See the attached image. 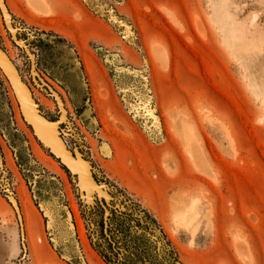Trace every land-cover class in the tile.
Returning a JSON list of instances; mask_svg holds the SVG:
<instances>
[{
    "label": "rangeland",
    "instance_id": "rangeland-1",
    "mask_svg": "<svg viewBox=\"0 0 264 264\" xmlns=\"http://www.w3.org/2000/svg\"><path fill=\"white\" fill-rule=\"evenodd\" d=\"M47 2L51 13L41 15L27 0H4L14 21L35 35L19 38L58 79L44 73L68 106L67 142L114 189L119 212L79 206L61 166L19 118L0 72L3 180L19 210L25 189L41 220L34 242L22 221L23 250L0 182V264H264V0ZM108 10L132 32L121 36L99 14ZM1 21L0 47L28 81L29 58ZM85 56L104 71L108 100L93 87ZM34 85V99L54 120V101ZM180 197L194 201L181 221ZM42 211L55 214L49 225L64 243L52 244Z\"/></svg>",
    "mask_w": 264,
    "mask_h": 264
},
{
    "label": "water",
    "instance_id": "water-1",
    "mask_svg": "<svg viewBox=\"0 0 264 264\" xmlns=\"http://www.w3.org/2000/svg\"><path fill=\"white\" fill-rule=\"evenodd\" d=\"M0 13L2 15L4 26L5 28H7V33L9 37L11 38V40L14 42V44H16V46L23 53H25L28 56H31L33 58V61L35 62V57L33 53L30 52L29 50L27 38L19 39L20 33L24 31L27 32L28 36L32 38H34L35 35L29 32L26 28L21 26L19 23H16L14 21V19L12 18L10 12L8 11L4 3V0H0ZM109 13H110L109 15L110 17L108 16ZM99 14L101 16H104L109 22H110V18H112V20H114L112 21L113 26L116 28L117 31L119 32L121 31L120 33L121 36H124L123 33L125 32V29H127L129 33L132 32L129 29V26L122 19H120L113 11L108 10L107 14L105 12L104 13L99 12ZM6 21H7V24H6ZM19 41L20 43H18ZM112 55L113 54H110V56H103V59H107L108 61H110ZM0 70L2 71L5 79L7 80L8 84L10 85L11 89L13 90L15 94L17 106L19 108V112H20L23 122L29 128L30 132L33 134L37 142L54 159H56L68 172L70 178L72 179L75 185V191H76L80 206L82 208L88 207V209H90V208H93L96 204L104 203V206L106 204V207L108 208L107 210L105 209V211H107L109 214L111 212L110 208L113 209L114 211L119 212L118 210L114 209L113 196L110 195L112 194V191H114V189L111 186H108L106 183L102 181H98V179L94 177V176H97V170L92 166L91 162L85 159V157L83 156V154H81L78 148L73 147L72 150H69L67 148L62 138V135H65L66 133L63 131V128H61V124H64V123L55 125L59 121V118L62 115V113H65V109L63 108V103H62L60 96L52 89L50 85H48L46 82H44L39 77L36 71H33V73L36 74L34 78L32 77L33 82H35L37 86L39 85V88L41 89L46 87L47 90L49 91V95L53 98V100L55 101L58 107V112H59L58 119L50 120L46 117V115L40 109V106L34 99L29 87L24 82L23 77L19 69L17 68V66L13 63V61L8 57L4 49H2L1 47H0ZM65 121L70 123V121L66 117H65ZM77 156H81L79 158L80 160H78ZM77 161H78V164H77ZM0 171H1L0 172V175H1L0 182H1V186L3 189L4 195H5V199L7 202L10 203V205L13 207V210L15 212L19 235L21 238V248L25 250L24 244L22 242L23 229H22V221H21V215L19 212V207H18L15 197L13 196L12 191L8 187V184L3 180L4 171L2 170L1 163H0ZM86 178L88 179V181L90 180L89 187H87L85 182H83V180H86ZM80 180H82L81 183H80ZM100 184L104 185L109 191V193H106L108 197L110 198L108 202H106L103 196L101 198L99 196V192L97 189L98 187H100ZM93 186L95 187V191L92 190ZM100 191L103 192L104 190H100ZM123 205H124L123 203H119V206L117 208L125 209ZM42 212L44 215V211ZM66 214H67V217H70V212L67 211ZM54 215L55 214L51 213L50 211V213L47 212V214L44 216H45L46 227L49 228V231L53 235L55 233V239L54 241H51V242L56 247L58 246V244L64 243V241L62 238H60L59 235L56 234V231L54 230V227L52 226V224L49 225L48 219H52ZM70 224L73 227V224L71 222ZM69 240L70 238L65 239V241H69ZM77 255L80 257V254H77Z\"/></svg>",
    "mask_w": 264,
    "mask_h": 264
},
{
    "label": "bare ground",
    "instance_id": "bare-ground-1",
    "mask_svg": "<svg viewBox=\"0 0 264 264\" xmlns=\"http://www.w3.org/2000/svg\"><path fill=\"white\" fill-rule=\"evenodd\" d=\"M27 2L29 3L30 7L35 10L36 12H38L39 14L41 15H49L51 13L50 11V8H49V4L47 2V0H27ZM110 17V16H109ZM0 18H1V22L3 23L4 25V22H3V19H2V15L0 13ZM114 20H112V18H110V22H112ZM6 24H7V21H6ZM113 24V22H112ZM5 28V26H4ZM6 31H7V28H5ZM14 39V38H12ZM18 39V38H17ZM20 39V38H19ZM20 43V41L18 42ZM153 54H155L156 58H159V60H164V57H163V53L162 51L160 50L159 47H154L153 48ZM31 52V51H30ZM6 53V52H5ZM27 57L29 58V64H30V76L31 78L35 77L36 74L33 73V71H36L35 69V65H34V61H33V58L31 56H28ZM10 58V57H9ZM84 62L86 64V68H87V71H88V74L90 76V80H91V83L93 85L94 88H99L98 89V95L99 97H102V98H105L108 100V94H107V90L103 87L100 88V86H102V84H104V78H103V73L104 71L101 70L99 68V66L94 62L93 59L89 58V57H84ZM103 71V72H102ZM0 72L2 73V71L0 70ZM37 73V71H36ZM38 74V73H37ZM3 75V73H2ZM39 75V74H38ZM4 76V75H3ZM5 78V77H4ZM6 80V79H5ZM7 82V80H6ZM8 84V82H7ZM34 84H36L34 82ZM37 85V84H36ZM9 88H10V91L12 93V96L14 98V102L16 104V110H17V113L19 115V118H21V115H20V112H19V108L17 106V101H16V98H15V94L13 92V90L11 89L10 85L8 84ZM39 86V85H38ZM136 106V105H135ZM139 111V110H138ZM61 112V111H60ZM147 112V111H146ZM59 113V112H58ZM136 115V114H135ZM59 114H57V118H58ZM65 117H67V113L65 111V113H62V115L60 116L59 118V121L55 124V125H58L60 123H64L66 122L65 121ZM22 119V118H21ZM23 121V120H22ZM21 121V122H22ZM118 123V122H117ZM26 125V124H25ZM119 126H121L119 124ZM33 135V134H32ZM190 134L189 133H185V136H184V139H185V146H186V152L189 154V157H191L193 160H195V152H196V149L195 147H192V140L189 136ZM227 135V134H226ZM59 156V155H57ZM81 156H77L78 160H80ZM7 164L11 165V159L7 156ZM77 164H78V161H77ZM90 181V180H89ZM88 181V179L86 178V180H83V182H85L86 186L89 187V184L90 182ZM82 182V180H80V183ZM182 180L178 179L177 180V186L178 188H180L182 186ZM92 190L95 191V187L93 186L92 187ZM98 192H99V196L100 198L103 196L106 200V202H108L110 200V198L108 197V195L106 193H109L108 189L100 184V187H98ZM100 190H104L103 192L100 191ZM90 193V192H89ZM92 193V192H91ZM20 194V209L19 212H20V215H21V221H23V227L25 229V231L27 232V235L28 237L30 238V241L34 242V239L38 240L40 239V230H41V220H40V216H39V213L37 212L36 208L33 206L32 202L30 201L25 189L22 187L21 189V193ZM184 202L186 203V205L184 204ZM189 202V203H188ZM191 202V203H190ZM192 199L190 201L188 200H184L182 199V197H180L179 199H177V201L175 202V212H177V216H179V219H185L186 216H185V212H188V210L190 211V209L192 208L190 204H192ZM10 204V203H9ZM18 204V203H17ZM101 204H104V203H101ZM187 204H189V208L187 207ZM193 205V204H192ZM11 206V205H10ZM186 206V208H185ZM12 207V206H11ZM19 207V206H18ZM70 207H71V210L73 211L74 213V216H75V221L77 223V229H78V234H79V238L81 239V242L82 244L85 246V249L86 250H89L88 248V244H87V241H86V238H85V234H84V231H83V228H82V225H81V222L79 220V217H78V212H77V208H76V205L75 203L73 202V200H71V204H70ZM104 207V206H103ZM13 209V207H12ZM105 207H104V212H105V215L108 213L107 211H105ZM193 209V208H192ZM107 210V209H106ZM183 210V211H182ZM14 211V210H13ZM192 212V211H191ZM15 213V212H14ZM193 213V212H192ZM109 214V213H108ZM105 217V216H104ZM178 218V217H177ZM180 219V221H181ZM192 219H190L191 221ZM186 221V220H185ZM194 221V219H193ZM188 222V221H187ZM105 223V222H104ZM191 223V222H190ZM22 227V229H23ZM196 228V227H195ZM194 228V229H195ZM194 231V230H193ZM37 235V237H35ZM23 237H24V234H23ZM23 240V239H22ZM50 257V256H49ZM54 259V258H53ZM56 264V263H55Z\"/></svg>",
    "mask_w": 264,
    "mask_h": 264
},
{
    "label": "flooded vegetation",
    "instance_id": "flooded-vegetation-1",
    "mask_svg": "<svg viewBox=\"0 0 264 264\" xmlns=\"http://www.w3.org/2000/svg\"><path fill=\"white\" fill-rule=\"evenodd\" d=\"M48 46L53 47V45H52L51 43H48ZM29 50H30V49H29ZM30 51H31V50H30ZM31 52H32V51H31ZM32 53H33V52H32ZM23 54L26 55L25 53H23ZM33 55H34V57H35V62H34L35 69H36L37 73L39 74V77H40L44 82H46L48 85H50V86L52 87V89H53V90H54V91L60 96V98H61V100H62V103H63V108L65 109L66 113L69 112L68 106H67V104H66V102H65V98L63 97V93H62L61 91H59V90L56 91V90L54 89V87L51 85L52 82H51V81H50V80L44 75V73H45L49 78H51V79L54 80V81L58 80L57 77H56V75L52 72L51 68H50L49 66H47V64L45 63V61L43 60V58H41L42 55H41L40 57H39V54H34V53H33ZM29 68H30V64H29ZM29 74H30V71H29ZM22 77H23V75H22ZM27 77H28V76H27ZM23 80H24V82L27 84V86L29 87V89H30V91H31V93H32V95H33V89H32V87L35 86V85H34V82H33L32 78H31V77H28V81L25 80L24 78H23ZM59 83H60V82H59ZM60 84L63 85L62 83H60ZM63 86H64V85H63ZM33 88H34V87H33ZM39 89L42 90L43 92H45V93L47 94V96L51 98V101H54L53 98L49 95V91L47 90L46 87H44L43 89H41V88H39ZM54 103H55V101H54ZM54 108H55L56 113H58V107H57L56 103H55ZM58 114H59V113H58ZM68 114H69V113H68ZM56 119H58V118L56 117L54 120H56ZM63 126H64V124H61V128H63ZM62 138H63V140H64V142H65L67 148H68L69 150H72L73 146L71 147V146L69 145V143L67 142V140H66V138H65V135H62ZM56 161H57V160H56ZM57 162H58V161H57ZM58 164L61 166V167H60V170L63 172L64 176L67 178L68 182L71 184V186H72V188H73V191H74L75 194H76V191H75V185H74L72 179L70 178L68 172L66 171V169H65V168H64L59 162H58ZM94 177L96 178V176H94ZM76 198H77V194H76ZM77 200H78V198H77ZM78 203H79V201H78ZM79 206H80V204H79Z\"/></svg>",
    "mask_w": 264,
    "mask_h": 264
}]
</instances>
